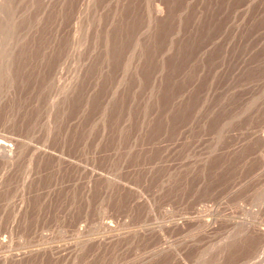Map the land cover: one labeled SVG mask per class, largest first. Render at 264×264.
<instances>
[{
	"label": "rangeland",
	"instance_id": "rangeland-1",
	"mask_svg": "<svg viewBox=\"0 0 264 264\" xmlns=\"http://www.w3.org/2000/svg\"><path fill=\"white\" fill-rule=\"evenodd\" d=\"M0 3V264H264V0Z\"/></svg>",
	"mask_w": 264,
	"mask_h": 264
},
{
	"label": "bare ground",
	"instance_id": "bare-ground-1",
	"mask_svg": "<svg viewBox=\"0 0 264 264\" xmlns=\"http://www.w3.org/2000/svg\"><path fill=\"white\" fill-rule=\"evenodd\" d=\"M1 4V3H0ZM260 138V137H259ZM262 139H264V137L262 138Z\"/></svg>",
	"mask_w": 264,
	"mask_h": 264
}]
</instances>
